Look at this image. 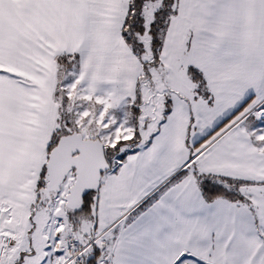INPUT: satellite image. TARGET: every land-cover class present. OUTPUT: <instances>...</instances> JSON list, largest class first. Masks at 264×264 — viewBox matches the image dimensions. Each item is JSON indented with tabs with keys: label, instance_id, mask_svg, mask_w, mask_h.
I'll list each match as a JSON object with an SVG mask.
<instances>
[{
	"label": "snow or ice",
	"instance_id": "snow-or-ice-1",
	"mask_svg": "<svg viewBox=\"0 0 264 264\" xmlns=\"http://www.w3.org/2000/svg\"><path fill=\"white\" fill-rule=\"evenodd\" d=\"M0 264H264V0H0Z\"/></svg>",
	"mask_w": 264,
	"mask_h": 264
}]
</instances>
